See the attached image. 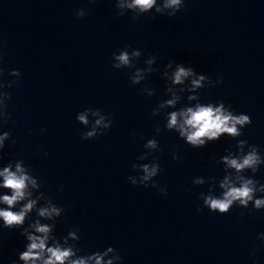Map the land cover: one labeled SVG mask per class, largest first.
<instances>
[{"label":"clouds","instance_id":"clouds-1","mask_svg":"<svg viewBox=\"0 0 264 264\" xmlns=\"http://www.w3.org/2000/svg\"><path fill=\"white\" fill-rule=\"evenodd\" d=\"M89 3H96V0H88ZM118 15L123 16L125 12H131L132 19L136 20L153 10L156 14L174 17L183 10L185 0H115ZM77 18L86 15V10L81 8L75 13ZM142 57L139 49H121L118 53L112 54V68L116 70H132L129 79L132 85H140L146 78L158 71L153 67L157 62L156 55H150L145 61V67H137V62ZM3 55L0 54V63L3 62ZM3 69L0 68V77H3ZM11 77L19 78L21 72L13 69L8 73ZM166 80L165 95L169 98L162 100L152 110V115L164 114V129L174 131L179 138L194 149L205 147L210 142L218 141L223 135H227L237 141L236 151L226 149V154L219 158V163L224 167V175L217 182L216 177H196L193 180L195 185L208 184L206 193H200L203 207L210 212L227 214L235 205L247 209L251 203L255 211L264 209V195L257 197V193L264 194V184L246 176L244 173L251 171L253 176L261 165H264V156L256 145H250L247 140L239 139L243 135L242 129L252 123L251 117L247 114H235L230 104L226 105L223 100L215 103H201L200 90L207 86H215L221 83L219 79L212 80L206 74L198 73L192 66H185L175 60H169L165 70L161 74ZM17 83L12 80L5 84L0 82V89L11 88ZM142 91L149 97L155 94L151 87H144ZM184 93H188L187 104L177 107L184 100ZM12 95L7 91H0V127L8 124L11 113L7 110ZM195 102V103H193ZM173 109L172 111H167ZM89 116L93 117L92 120ZM77 121L87 128L81 133L84 140L104 135L112 127V119L100 109L86 108L77 113ZM41 131H44L43 129ZM155 131L160 133L162 129L157 124ZM8 131L0 132V153L5 148V142L11 140ZM15 143V141H12ZM147 149L138 157L139 161L147 160L156 151H159L157 139H148L144 144ZM47 156V152L44 153ZM0 155V159H2ZM173 159L179 160L178 154L173 153ZM133 172L137 175H130L127 179L133 186L142 185L157 189L162 195H167V188L161 187L154 178L163 169L155 158L148 163H134ZM0 189H5L10 194L0 195V204L6 205L0 208V220L3 227L7 229H22L21 235L26 238L24 250L18 253V260L23 264H114L120 262L121 257L113 247L109 246L103 251H96L86 255H80L81 249L77 242L80 240L79 229L68 231L66 236L58 239L54 235L56 221L64 213V208L53 203L43 191L42 185L35 177L29 166L21 160L14 163L9 162L0 168ZM220 194L216 195V188ZM62 190V189H61ZM43 202V203H41ZM200 210V209H198ZM35 213V218L30 214ZM50 221L42 223L41 221ZM26 221H29L25 227ZM258 239L264 240V233L258 235ZM112 253L111 258L105 261V257ZM254 255V253H253ZM13 264H16L13 261Z\"/></svg>","mask_w":264,"mask_h":264}]
</instances>
